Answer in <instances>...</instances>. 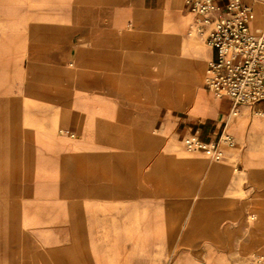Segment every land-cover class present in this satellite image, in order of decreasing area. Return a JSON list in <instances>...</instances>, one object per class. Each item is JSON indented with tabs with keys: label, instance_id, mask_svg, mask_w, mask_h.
Listing matches in <instances>:
<instances>
[{
	"label": "crops",
	"instance_id": "1",
	"mask_svg": "<svg viewBox=\"0 0 264 264\" xmlns=\"http://www.w3.org/2000/svg\"><path fill=\"white\" fill-rule=\"evenodd\" d=\"M189 1L55 0L44 25L39 13L0 11V196L13 187L21 197L17 217L2 219L17 230L1 234L20 245H3L2 257L232 264L264 251V117L252 114L264 103L232 118L231 103L201 85L205 66L181 54ZM253 8L263 19L264 6ZM43 103L77 138L69 146L82 166L80 197L68 205L76 240L46 253L24 229L41 227ZM223 132L236 146L220 144L221 160L184 147L185 137L216 144Z\"/></svg>",
	"mask_w": 264,
	"mask_h": 264
},
{
	"label": "rangeland",
	"instance_id": "2",
	"mask_svg": "<svg viewBox=\"0 0 264 264\" xmlns=\"http://www.w3.org/2000/svg\"><path fill=\"white\" fill-rule=\"evenodd\" d=\"M54 6L55 0H0L1 12L9 11L10 15L21 12L29 15L30 17L35 13H39L41 14L43 25L48 21L50 22L52 19L51 13L55 9ZM184 16L187 20L189 19L190 23L187 35L183 40L181 54L186 59L194 58L197 59L199 63L203 64L205 66V76L209 51L207 50L204 42L196 36L191 28L190 24H192V15L186 13ZM28 21H32V19H28ZM263 23L264 16L263 19L256 17L254 20L255 29H257L259 25L262 27ZM73 63L74 66H68V69H74L76 63ZM203 83L204 77L201 85ZM47 106L48 104L43 103V147L40 185L41 197L40 200L36 201L41 205V227H36L35 232H33V227L24 228L25 230H31V232L26 231V238L34 240V243H31V245L38 247V249L44 253L48 252V250L64 248V245L66 246L67 243H70L72 240H76L78 228L69 226L68 216L73 213V211L70 210L68 205L71 204L73 198L80 197V195H75L73 192H76V190L80 191L82 184L80 153L71 151L72 148L69 146V142H72L77 138H71V134L62 132L59 128H57L53 116L46 114L47 111L45 108ZM255 119H263V117L255 116ZM54 132H57L55 135L60 139L59 142H61L59 143L60 146L57 148L51 145V142L53 141H50L51 137L55 136ZM57 150L59 152L62 151V153H56ZM19 198L21 197L14 193L13 187H11L9 194L0 196V264H33V261L28 257H2L3 255H9L2 252V250L5 249L3 245H9L10 248L16 250L20 245L18 243H3V238L1 237V234L4 231L7 232L13 229L17 230V228L2 226V219L6 220L17 217L18 212L12 210L11 208L13 207V203L19 201ZM255 216L256 214L251 212L249 221H254L253 219ZM219 245H223L222 251H232L231 246L226 248L224 247V243ZM170 246H172V250L174 251L179 248L181 249V244L178 243H171ZM261 252L262 253L251 251L245 255L234 256L232 258L233 260H231L232 264H259L256 262L255 256L264 255V251L261 250Z\"/></svg>",
	"mask_w": 264,
	"mask_h": 264
},
{
	"label": "built area",
	"instance_id": "3",
	"mask_svg": "<svg viewBox=\"0 0 264 264\" xmlns=\"http://www.w3.org/2000/svg\"><path fill=\"white\" fill-rule=\"evenodd\" d=\"M190 0L193 16L191 28L196 36L213 51L204 76V87L215 98L231 103V117L237 118L242 107L254 108L264 103V27L257 32L251 22L257 17L253 4L264 6V0ZM264 117V111L252 110ZM184 147L189 152H206L215 160L224 157L220 144L235 147L232 134L223 132L219 142L207 144L196 137H185ZM264 264V255L255 256Z\"/></svg>",
	"mask_w": 264,
	"mask_h": 264
},
{
	"label": "bare ground",
	"instance_id": "4",
	"mask_svg": "<svg viewBox=\"0 0 264 264\" xmlns=\"http://www.w3.org/2000/svg\"><path fill=\"white\" fill-rule=\"evenodd\" d=\"M256 19V18H255ZM254 19V20H255ZM264 26V23L262 24V27ZM262 27H260V25H259V27H257V29H255L256 27H255V25H254V21H252L251 22V29H252V31L253 32H257L256 30H260Z\"/></svg>",
	"mask_w": 264,
	"mask_h": 264
}]
</instances>
